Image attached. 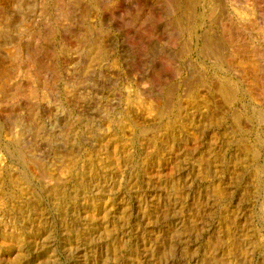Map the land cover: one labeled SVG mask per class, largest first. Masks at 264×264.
<instances>
[{
    "label": "rangeland",
    "instance_id": "rangeland-1",
    "mask_svg": "<svg viewBox=\"0 0 264 264\" xmlns=\"http://www.w3.org/2000/svg\"><path fill=\"white\" fill-rule=\"evenodd\" d=\"M173 4L0 0V264H264V0Z\"/></svg>",
    "mask_w": 264,
    "mask_h": 264
},
{
    "label": "bare ground",
    "instance_id": "bare-ground-1",
    "mask_svg": "<svg viewBox=\"0 0 264 264\" xmlns=\"http://www.w3.org/2000/svg\"><path fill=\"white\" fill-rule=\"evenodd\" d=\"M57 2H59V5H60V3H62V2H67V3H69V0H56ZM98 1V0H97ZM233 1V0H232ZM17 2V1H16ZM182 1L181 0H173V6L175 5V6H177V8L174 10V11H176V15H174V23L175 24H177V26H180L179 24H181V21H180V18H181V16L183 15V12H186V5L189 3V0H183V3L185 4V5H183V3H182V5H179V3H181ZM13 3V2H12ZM20 4V3H19ZM239 4V3H238ZM16 5H17V3H16ZM172 5V4H171ZM21 6V5H20ZM19 6V7H20ZM23 6V5H22ZM63 6H65V5H62L61 7H63ZM174 6V7H175ZM188 6V5H187ZM25 7V6H24ZM21 8H23V7H21ZM30 9V8H29ZM32 9V8H31ZM63 8H61V10H62ZM112 9V8H111ZM243 9V8H242ZM263 9V8H262ZM245 10V9H244ZM28 11V10H27ZM63 13V12H62ZM74 13V12H73ZM21 14V13H20ZM31 14V13H30ZM185 14V13H184ZM24 16H25V14H24ZM65 17V16H64ZM183 20V19H182ZM133 21V20H132ZM171 23V22H170ZM8 26V25H7ZM234 26V25H233ZM230 28V27H229ZM236 28V27H235ZM238 30V29H237ZM30 31V30H29ZM33 31H34V29H33ZM227 31V30H226ZM247 31V30H246ZM7 32H11V30H7ZM32 32V31H31ZM35 32V31H34ZM30 33V32H29ZM226 33H228V32H226ZM28 34V33H27ZM89 34V33H88ZM229 34V33H228ZM93 35V34H92ZM30 36V35H29ZM89 37V36H88ZM90 39V38H89ZM264 39V38H263ZM91 42V41H90ZM28 44V43H27ZM92 45V44H91ZM97 45V44H96ZM12 49V48H11ZM39 49V48H38ZM101 49V48H100ZM13 50V49H12ZM96 50V49H95ZM17 51V50H16ZM17 53V52H16ZM97 54V53H96ZM101 55H102V53H101ZM17 57V56H16ZM31 57V56H30ZM101 57V56H100ZM92 58V57H91ZM99 58V57H98ZM18 59V58H17ZM94 59H96V56H95V58ZM36 60V59H35ZM34 60V61H35ZM40 60V59H39ZM38 60V61H39ZM96 60H100V58L99 59H96ZM42 61V60H41ZM39 62V63H37V62H35V63H37V70L39 69V70H43V69H46V67H47V62L45 63L44 61L43 62ZM33 62V61H32ZM32 62H29V63H32ZM32 64H34V63H32ZM36 65V64H35ZM32 66V65H31ZM36 67V66H35ZM54 69H55V72H57V67H54ZM70 72V71H69ZM104 78V77H103ZM81 81V80H80ZM63 113V112H62ZM62 113H57L58 114V116L60 117V116H62L63 114ZM55 117V116H54ZM53 129V128H52ZM92 129V128H91ZM33 130V129H32ZM48 136V135H47ZM28 138V137H27ZM53 141L52 140H50V141H48L47 143H52ZM21 143H22V145H23V147L24 146H30L29 145V141H28V139H22L21 140ZM35 147V146H34ZM32 148H33V146H32ZM34 151H35V149H34Z\"/></svg>",
    "mask_w": 264,
    "mask_h": 264
}]
</instances>
